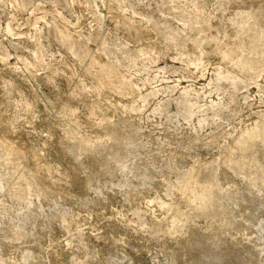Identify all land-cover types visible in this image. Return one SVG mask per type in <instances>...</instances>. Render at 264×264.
<instances>
[{"label": "rangeland", "instance_id": "374dc122", "mask_svg": "<svg viewBox=\"0 0 264 264\" xmlns=\"http://www.w3.org/2000/svg\"><path fill=\"white\" fill-rule=\"evenodd\" d=\"M0 264H264V0H0Z\"/></svg>", "mask_w": 264, "mask_h": 264}]
</instances>
